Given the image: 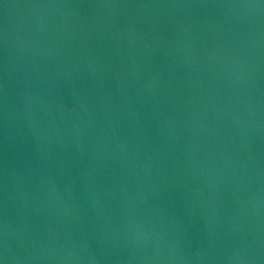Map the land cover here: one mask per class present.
<instances>
[{
  "label": "water",
  "instance_id": "water-1",
  "mask_svg": "<svg viewBox=\"0 0 264 264\" xmlns=\"http://www.w3.org/2000/svg\"><path fill=\"white\" fill-rule=\"evenodd\" d=\"M0 264H264V0H0Z\"/></svg>",
  "mask_w": 264,
  "mask_h": 264
}]
</instances>
